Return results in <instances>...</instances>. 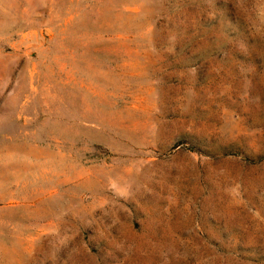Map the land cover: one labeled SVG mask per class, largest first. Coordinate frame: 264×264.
I'll return each instance as SVG.
<instances>
[{
  "label": "rangeland",
  "instance_id": "obj_1",
  "mask_svg": "<svg viewBox=\"0 0 264 264\" xmlns=\"http://www.w3.org/2000/svg\"><path fill=\"white\" fill-rule=\"evenodd\" d=\"M0 264H264V0H0Z\"/></svg>",
  "mask_w": 264,
  "mask_h": 264
}]
</instances>
